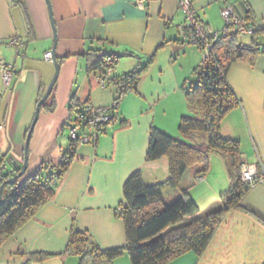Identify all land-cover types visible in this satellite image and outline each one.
<instances>
[{"label":"crops","instance_id":"1","mask_svg":"<svg viewBox=\"0 0 264 264\" xmlns=\"http://www.w3.org/2000/svg\"><path fill=\"white\" fill-rule=\"evenodd\" d=\"M50 1L60 72L39 113L37 140L29 148V175L41 164H59L62 151L69 145L64 129L73 124L80 108L111 107L115 102L117 87H103L97 71H88L90 50L102 49L117 56L114 75L154 59L137 88L125 94L118 118L100 134L97 143L79 145L55 195L0 246V264H24L30 254L40 251L55 256L38 264H78L77 256L65 253L73 228L87 231L102 249L126 245L125 224L117 214L125 200V183L138 170L147 184L169 177L166 157L146 159L151 129L158 127L180 136L178 124L188 113L182 102L184 88L193 69L204 59V50L194 48H199L198 44L181 41L185 16L180 0H145L142 5L138 0ZM192 2L210 32L222 33V10L231 7L233 18L256 32L254 36L241 35L240 40L249 44L254 37L264 45L258 38V33L264 32V0ZM12 40L19 45L11 44ZM186 44H191L190 49ZM53 45L46 0H0V60L15 66L8 87L0 74L1 155L23 160L26 132L56 72L54 62L45 58ZM189 50L197 57L191 58ZM227 77L240 104L223 119L221 132L241 142L243 164L263 169L264 53L256 56L254 64L235 61ZM196 171L188 169L181 188L168 191L166 198L174 199L188 189L198 204L204 194L207 200L213 194L210 208L217 204L231 184L225 158L212 153L209 171L202 179L197 180ZM114 264L132 262L124 253ZM168 264H264V182L251 186L242 209L224 216L200 256L190 251Z\"/></svg>","mask_w":264,"mask_h":264},{"label":"trees","instance_id":"2","mask_svg":"<svg viewBox=\"0 0 264 264\" xmlns=\"http://www.w3.org/2000/svg\"><path fill=\"white\" fill-rule=\"evenodd\" d=\"M197 17L203 22L198 15ZM239 22L236 25L226 22L221 34L209 31L208 54L201 66L193 69L197 75L196 84L184 88L190 110L182 115L178 124L180 136L152 127L146 159L156 161L166 157L169 162V177L162 182L147 184L142 171L138 170L126 181L125 200L117 213L125 224L126 245L102 249L87 231L73 228L65 253L77 256L78 264H114L115 259L124 253L129 255L132 264H168L190 251L200 256L210 244L224 216L231 210L242 209V201L251 184L241 176V142L225 137L221 132L223 119L240 104L227 76L235 61L243 60L254 64L256 56L264 53V45L254 37L249 44L242 42V27L251 29L249 34L253 36L256 32L252 26L241 20ZM183 27L188 32L187 37H182L181 41L193 43L195 38L191 29L185 23ZM196 44L204 49V42L197 41ZM108 57L112 58L111 63ZM87 58L89 73L97 71L98 77H102L107 86L118 89L115 102L110 107L113 123L118 118L123 97L137 88L154 58L121 75L112 73L117 62L115 54L92 49L87 53ZM73 100L72 97L71 101ZM94 108L91 105L84 106L75 113L71 126H77L81 135H92L96 129L103 132L107 127L103 122L97 124L96 128L88 125L87 114ZM191 111L194 115L190 114ZM97 141L98 137L90 142ZM82 143L81 138L69 137V145L62 151L59 164H41L35 174L22 177L13 185L4 184L9 175L0 171L5 199L0 205V246L55 195ZM212 153L221 154L225 158L231 180L229 189L220 195L217 204L207 211H201L188 189H183L180 196L174 199L166 198L168 191L181 188L183 176L188 169L197 168V180L204 176L209 171ZM3 163V155L0 154V167ZM44 170L51 171L41 178ZM54 256L55 254L43 251L35 252L29 255L24 264H38Z\"/></svg>","mask_w":264,"mask_h":264},{"label":"built area","instance_id":"3","mask_svg":"<svg viewBox=\"0 0 264 264\" xmlns=\"http://www.w3.org/2000/svg\"><path fill=\"white\" fill-rule=\"evenodd\" d=\"M139 4H143L145 0H138ZM180 8L185 16V26H188L195 38V41L193 43H197V41L204 42V58L207 56L208 51H209V44L207 43L208 41V35H209V30L207 29L206 25L201 22L196 14V9L193 6L192 0H180ZM222 16L226 20L227 23H232V24H238L239 19H234L233 14H232V8L227 7L222 10ZM242 33L249 34L252 32L251 29L242 27L241 28ZM187 32L183 27V37H187ZM11 44L18 46L19 43L17 40H12L10 42ZM45 58L48 60L52 61V53L47 52L45 54ZM109 63L112 62V58L108 57ZM14 65L13 64H8L4 60H0V74L3 77L4 84L6 87H8L11 84L12 77H13V71H14ZM111 70H109L110 72ZM99 80L103 87H107L106 81L103 80L102 77H99ZM87 117L88 120V125H90L92 128H96L97 124L100 123H105L107 126L112 124V119L113 115L110 111V107H95L91 112H89ZM82 117L84 114L81 115ZM112 120V121H111ZM0 125V129H1ZM102 132L94 130L92 135H81L80 130L78 129L77 126L72 125L70 127V134L69 137L74 138V139H79L81 138V141L84 143H89L91 140L96 139L97 137L100 136ZM81 135V136H80ZM241 176L242 179L245 182H249L252 185H254L256 182H264V168L260 169L257 167L255 164H242L241 167ZM203 176L199 177L198 179H202Z\"/></svg>","mask_w":264,"mask_h":264},{"label":"water","instance_id":"4","mask_svg":"<svg viewBox=\"0 0 264 264\" xmlns=\"http://www.w3.org/2000/svg\"><path fill=\"white\" fill-rule=\"evenodd\" d=\"M46 1L48 4L50 20H51V24H52L53 31H54V45H53V49H52L51 53H52V61L55 64L56 72H55V75H54L51 83L48 86L46 93L39 100L37 107H36L35 114H34V118L32 120V123L26 132L25 145L23 147V162L22 163L18 162V160L16 159V157L14 155L10 156L8 159H6V157H7L6 155H3L4 163L1 165L0 171L3 172V170H5L7 168L8 161L11 163V166H12V169L7 173V175H9V178L7 180H5L4 184L13 185V184L17 183L19 181V179L22 178L27 172L28 167H29V148H30L32 134H33L35 126L38 122L40 110L43 107L44 103L49 98V96L51 95L53 88H54V85L58 79L59 72H60V62H59L57 54H56L57 29H56V25H55V19L53 16L51 1L50 0H46ZM15 171L17 173L13 174ZM4 201H5V199L3 198L2 188H1V190H0V205H2V203Z\"/></svg>","mask_w":264,"mask_h":264},{"label":"rangeland","instance_id":"5","mask_svg":"<svg viewBox=\"0 0 264 264\" xmlns=\"http://www.w3.org/2000/svg\"><path fill=\"white\" fill-rule=\"evenodd\" d=\"M225 23H226V20L223 18V28H224V26H225ZM244 36V35H252V34H243V33H240V36ZM258 38L259 39H261V40H263L264 41V32H259L258 33ZM191 44H186V47L187 48H189L190 49V46ZM196 46V45H195ZM193 47V46H192ZM194 48H197V50L200 52L201 50L203 51V49L201 48V47H194ZM188 53V55H190V57L191 58H195V57H197V53H195L194 52V54L193 53H191V51L189 50V52H187ZM202 54V53H201ZM201 62H202V60H201ZM200 66H201V63L199 64ZM198 65V66H199ZM197 66V67H198ZM199 68V67H198ZM189 78H190V76H189ZM196 78H197V75H196V73H195V71L193 70L192 71V74H191V78L188 80V82H189V85L187 86L188 88L190 87V86H192L193 84H196ZM186 99V97H185V95H184V97H182V102L184 103V106H185V109H187V110H185V111H187L188 113H189V107H188V105H187V100H185ZM190 114L191 115H194V112H190ZM38 126H39V123L37 122V124H36V127H35V132H34V136H33V139L31 140V146L35 143V141L37 140V136H38V131H37V128H38ZM70 127H71V125L68 123L67 125H66V127H65V129H64V132H63V134H64V138H66V139H68L69 140V134H70ZM171 134V133H170ZM201 134H203L204 135V133H201ZM191 140H196V139H191ZM205 142H206V139H205ZM193 143H194V141H193ZM202 143V142H201ZM0 147H1V143H0ZM10 156H12V155H7V157H6V159H8ZM16 157V156H15ZM17 160H18V162H20V163H22L23 162V160L21 159V158H16ZM12 169V166H11V163L8 161V163H7V168L5 169V170H3V174L5 175V174H7L10 170ZM49 171H51V170H44L43 171V174H42V176H41V178L44 176V177H46V175H47V173L49 172ZM206 174V173H205ZM27 176H29V173L28 172H26V174L23 176V178H25V177H27ZM146 182V181H145ZM0 190H1V181H0ZM178 189H176V191H177ZM174 191V190H173ZM203 199L202 200H199V207H200V209H201V211H207L210 207H209V205H211L212 203H211V201H213V194H211L210 195V198L207 200V198H205V194L203 195ZM219 199H220V197H219ZM220 201V200H219Z\"/></svg>","mask_w":264,"mask_h":264},{"label":"flooded vegetation","instance_id":"6","mask_svg":"<svg viewBox=\"0 0 264 264\" xmlns=\"http://www.w3.org/2000/svg\"><path fill=\"white\" fill-rule=\"evenodd\" d=\"M15 173H17V172L15 171L13 174H15Z\"/></svg>","mask_w":264,"mask_h":264}]
</instances>
